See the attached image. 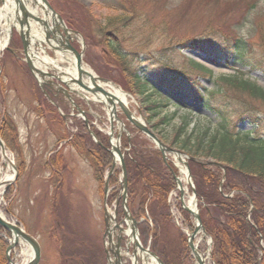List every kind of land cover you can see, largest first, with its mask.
<instances>
[{"label":"rangeland","instance_id":"1","mask_svg":"<svg viewBox=\"0 0 264 264\" xmlns=\"http://www.w3.org/2000/svg\"><path fill=\"white\" fill-rule=\"evenodd\" d=\"M29 7H37V11L41 13L40 7L28 0ZM53 0H48L51 5ZM77 7L84 12L83 17L86 21L94 22L96 18H101L107 15V7L117 8L116 14H121V9L125 5L124 1L130 3L131 7L136 9L138 15L133 24L128 27L129 31L135 34H149V40L144 41L142 46L135 48V43L130 46V49L137 51V58L143 59L145 63H149L152 67H161L170 69L171 75L181 76L177 71H184L186 68H191L188 59L202 63L212 71V75L198 73L197 76H190L192 82L197 87H200L203 92L204 99L208 100L215 108L223 110L230 119L237 120V128L240 131H249L254 126L253 119L257 117L264 124V101L251 98L245 93L223 89V93L209 94L217 82L218 77L225 75L237 74L241 71L245 78L254 82L256 85L264 89V0H236L231 7H228L225 0H71ZM1 2V1H0ZM255 3L253 7L249 5ZM104 6V8L98 7ZM2 3H0V8ZM119 7V8H118ZM236 8V10L234 9ZM55 9V8H54ZM58 11L57 9H55ZM88 14H86V11ZM114 12V11H113ZM59 13V12H58ZM1 14V13H0ZM60 14V13H59ZM1 23V22H0ZM2 25V24H0ZM4 26V24H3ZM91 26V24H90ZM71 28V27H70ZM92 28V27H91ZM81 33V32H80ZM2 30L0 28V38L2 37ZM10 44L12 47L20 48L19 37L13 31ZM82 35V33H81ZM197 37L203 41L205 50L196 49H183L178 46L171 45L179 39L187 37ZM84 47L79 39L73 40V45L76 49L80 50L83 47V56L89 54L99 55L101 46H95L86 42L82 35ZM137 37V36H136ZM134 37V41L138 39ZM141 37V36H140ZM139 37V39H140ZM146 38V37H145ZM233 38H240L243 43L238 49L232 51ZM97 39V35L92 30L91 40ZM171 43V44H169ZM216 49L218 51H227L231 54L230 60H223L216 58L212 60L213 55L209 51ZM50 51V57L55 61L53 65L56 69L61 68L62 65H67L62 59L57 60ZM236 52V53H235ZM20 55L19 60L13 56L7 49H0V117L3 114L11 115L16 128L20 131L22 136L20 144L23 151L24 168L19 173L16 166V156L12 151L7 148L9 156H12L16 166L17 175L13 179L12 187L13 192L9 199L0 202V213L5 215L4 207L11 210V219L21 221L20 224L23 228L30 232L40 243L41 258L39 264H72L68 260L62 258V252L67 253L71 247L70 242L66 240L57 239V234L54 227L53 213L57 211L59 218L65 219L67 216V224L71 230L78 231L81 240L88 239L91 244H88L93 255L96 249L104 252V248L108 245L106 236H104V206L107 207L108 212L113 214L115 209L116 199L109 197L111 186H109V193H107L106 203L100 191V185L96 180L93 168L87 160L81 157L77 151L67 142V140H58L61 131L69 138H72L80 128L79 124H84V119L88 121L85 124V131L89 135L92 131L95 138L98 140L96 133L105 135L108 142L110 140V121L107 109L102 103L98 101H85L79 96H74L73 99L76 104H80L81 108L85 110L84 116L78 117L77 112L71 109L70 104L64 99L59 98L54 102V105L59 115H65L63 118V125H58L51 117L46 119H38L34 110L38 106L37 97L35 98L34 86L38 87V83L34 79L28 69L25 70L21 67V50L18 52ZM40 54V53H38ZM87 54V55H85ZM44 56L43 53H41ZM242 55V59L239 56ZM234 57V58H232ZM21 60V61H20ZM84 66L91 69L98 75L93 68L84 60ZM147 64V65H149ZM44 69V65L41 64ZM149 67V66H148ZM175 69V70H174ZM198 72V71H197ZM171 76V77H172ZM217 78V79H216ZM39 88V87H38ZM119 88L127 95L128 106L130 112L136 117L141 118L142 122L147 123V117L144 112L139 108V103L136 97L124 91L120 86ZM209 94V95H208ZM90 98L92 95L89 96ZM208 98V99H207ZM182 104L179 105L177 115L172 119L170 125L159 126L158 131L151 128L152 132L160 138L161 142L169 146V140L173 133V127L179 123V119L183 115L189 114L191 118L188 129L194 128L201 130L208 128L214 130L218 128L220 117L216 111L203 105L195 104L193 99L183 97L180 98ZM175 101L167 102L166 108L163 109L164 113H168L175 109ZM117 116L124 123L127 133L131 131L134 126L127 122L124 115L117 107ZM113 137L116 138L119 132L118 124L113 121ZM262 124V125H263ZM58 125V126H56ZM62 129H58L61 128ZM82 131V129H81ZM25 134V135H24ZM28 134V135H27ZM126 133L121 131L120 135V149L122 150V136ZM144 135V134H143ZM91 139V135H89ZM145 136V135H144ZM68 138V139H69ZM23 141V142H22ZM176 148V147H173ZM178 149V148H177ZM123 151V150H122ZM189 154L186 150L183 151ZM62 154L66 166L59 169L54 174L51 168L46 165L49 158H54L56 154ZM190 155V154H189ZM200 159H204V155L198 154ZM56 158V157H55ZM173 159V156L170 155ZM207 160H212L207 157ZM174 160V159H173ZM214 161V160H213ZM175 162V160H174ZM178 163V162H176ZM60 164V163H58ZM0 178L4 173L9 174V170L4 160L0 156ZM113 174L118 178V195L120 193L119 180L121 179V170L119 165H115ZM13 177V176H12ZM183 189H187L182 195L183 199L187 196H192L191 191L185 182L184 173L179 176ZM187 194V195H185ZM186 196V197H185ZM181 194L178 190L170 192L168 200L170 201V215L172 221L177 228L186 234L191 230L186 227V221L182 214L179 212L177 206L180 204ZM119 217L118 220L123 218L122 210L119 205L117 206ZM4 212V213H3ZM140 214L134 216L138 219V234L142 246L148 247L151 251L152 245V222L148 216ZM6 216V215H5ZM10 216V215H9ZM190 216V215H189ZM191 217V216H190ZM7 219L9 217H6ZM146 218V219H145ZM192 225H193V217ZM146 220V221H145ZM184 220V222H183ZM59 224V220L56 219ZM62 223V222H60ZM143 227V233L140 229ZM188 230V231H187ZM201 238V239H200ZM125 236L121 239V246H124ZM208 237L197 234L194 237V242L200 249L202 244L206 245L205 255L211 251L207 246ZM63 246L64 251H62ZM67 247V248H66ZM188 249V248H187ZM60 250L62 252H60ZM189 251V256L191 252ZM30 248L25 243H20L14 247L10 254V258L14 264H23L29 260ZM104 256V255H103ZM209 256V255H208ZM192 257V256H191ZM105 259V258H104ZM192 264H196L193 257ZM206 264H212L208 257ZM148 262L151 261L148 259ZM106 264V260H105ZM126 264H130L127 260Z\"/></svg>","mask_w":264,"mask_h":264},{"label":"trees","instance_id":"2","mask_svg":"<svg viewBox=\"0 0 264 264\" xmlns=\"http://www.w3.org/2000/svg\"><path fill=\"white\" fill-rule=\"evenodd\" d=\"M225 1L228 7H231L236 0ZM124 2L125 5L120 8L121 14L115 13L117 8L115 10L114 7L106 6L107 15L103 19L96 18L94 24L85 20L84 12L73 7L74 3L71 0H53L51 5L58 10L69 27L82 33L88 46L89 44L101 46L99 55L85 54L87 57L84 56V60L100 77L113 81L136 97L150 128L158 131L159 126L170 125L177 115L179 105L182 104L180 98L183 97H189L195 104L206 106L218 113L220 123L214 130L188 129L191 117L189 114L183 115L179 123L173 127L169 145L186 150L192 157L200 158L198 154H202L205 157L203 160L209 157L216 162L188 161L197 195L196 203L201 224L212 239L209 255L213 264H264V124L262 125L261 120L255 117L252 120L254 123L252 129L240 131L237 128V120H231L227 111L225 114L223 110L215 108L204 99L200 87H197V83L195 85L190 77L197 76L198 73L209 77L212 75V71L202 63L188 59L186 63L191 68H186L182 72L177 71L181 76H172V70L160 66L154 68L143 59H138L137 49H130V46L135 43V48H139L151 35L147 33L142 36L128 30L138 15L129 2ZM254 4L251 3L249 6L253 7ZM98 7L104 8L102 5ZM87 12L89 11L87 10L86 14ZM92 30L97 35L96 40H91ZM134 37L138 41H134ZM240 42V38H233L231 44L234 47L230 50L238 49L243 44ZM171 45L183 49L205 48L203 41L198 40L196 36L179 39ZM209 52L213 55V61L218 57L223 60L231 59L232 53L229 55L227 51L213 49ZM239 58L242 59V55ZM21 67L24 70L26 68L24 65ZM218 78L219 82L216 78L217 84L209 94H222L223 89L227 88L229 91L245 93L251 98L264 101V89L245 78L241 71ZM34 90L38 101V106L36 105L34 110L38 119L47 120L51 117L58 125H63V118L56 107L51 105L38 87L34 86ZM171 100L176 102L173 103L175 109L164 113L163 109ZM79 125L80 130L72 135V138L66 136L62 126L58 128L63 130L60 136H57L58 140H67L77 153L89 162L103 196L104 175L113 161V156L107 150L109 142L105 135L97 132L100 144H95L87 135L85 124ZM16 127L11 115L3 114L0 117V138L16 156L17 170L21 173L25 163ZM130 130V137L123 135L121 143L127 174L129 209L136 217L147 214L146 216L150 218L151 249L164 264H192L186 236L174 225L169 211L168 196L175 188V175L178 174V169L170 160L165 161L159 150L146 136L138 132V129L133 127ZM160 139L163 138L160 136ZM55 157L49 158L46 162L53 174L66 166L62 154L57 153ZM220 164H223V167ZM117 184L118 178L111 175L108 185L112 187L109 194L111 199H115L118 195ZM13 189L14 186L6 189L5 199H9ZM177 208L184 217L188 229L192 230V219L189 214L181 206L178 205ZM4 212L12 216L10 208L4 207ZM53 216L58 241L66 240L71 245L65 254L62 252L65 248L61 246L60 252L64 260L67 259L72 264H105L104 252L96 249L97 253L95 251L93 255V251L88 246L91 241L88 239L89 243H86L85 240H81L78 231L71 230L70 225L67 224V216L64 217L65 219L59 218L57 211ZM56 219L62 223L58 224ZM140 229L143 233V227ZM0 232L9 234L1 226ZM6 243L5 238L0 235V264L6 262L4 255ZM200 250L204 252L206 245L202 244Z\"/></svg>","mask_w":264,"mask_h":264},{"label":"water","instance_id":"3","mask_svg":"<svg viewBox=\"0 0 264 264\" xmlns=\"http://www.w3.org/2000/svg\"><path fill=\"white\" fill-rule=\"evenodd\" d=\"M12 12L13 16V26L15 27V23H18V26L15 27L17 33L19 34L20 41L22 44L24 61L28 70L30 71L31 75L36 79L37 85L44 90V86L54 84L57 89L56 92H61L66 99H68L73 105L74 101L72 99V95L77 93L79 95L84 96L80 91H77L72 87V85H76L80 88L83 93H89L95 97V99L102 103L105 108L107 109V113L109 115L110 121V149H108L113 155V162L110 164V170L105 176L104 181V203H106V197L108 193V180L109 175H112L114 171L115 165L120 166L121 170V179H120V195L117 197L115 202V209L113 215L108 212L107 207L104 208V224H105V234L107 235L108 242L111 244V237L112 233H114V229H117V241L115 246V250L113 251L118 257L115 260V264H122L121 263V254H120V239L121 234L125 233L127 236L126 240V249L128 248L129 244L132 245V257L136 260L138 256L140 260L146 264L147 259L153 260L156 264H164L163 261L156 255V253L151 251L148 247L142 246L138 234V222L132 214H130L127 202V175L125 169V163L123 159V153L120 149V135L121 131H126L124 123L118 118L117 116V107L125 116L127 122L132 124L136 127L139 132L145 134L151 142L154 143L155 147L159 149L161 152L162 157L167 159V154L173 155L176 162L181 163L186 172V182L190 187L193 197V208L190 205H185L182 195L184 194V190L181 184L179 177H175V183L177 188L180 191V204L182 208L188 212L193 217V230L186 234L187 235V246L191 252V256L193 257L196 264H206V260L208 259V255H204L197 247L196 243L194 242V237L197 234H201L202 236H207L205 228L201 224L199 209L197 208V195L194 188V184L192 182V176L190 173V169L188 166V159H195L192 158L182 151L175 149L166 145L165 143L161 142V140L152 132V130L146 125L145 122H142L141 118L136 117L132 112H130L129 107L118 100V98L110 92L111 88H116L122 91L117 84L114 82L99 77L94 72H91V69L86 68L84 66L83 57V39L79 32L68 29L65 25L61 16L53 9L50 5L48 0H32V3L36 4L38 7L41 8L42 11L39 14H34L30 12V10L24 5V3H29L28 0H12ZM34 9V8H33ZM32 28V29H31ZM36 31L38 34V38L34 37L31 32ZM12 32V28H10V33ZM75 34L80 37V41L82 44V48L80 51L76 50L71 45V40L74 38ZM33 38V41L31 40ZM38 41V43H37ZM38 50L46 52V50L58 52L63 59H68L66 55H70L73 58L74 66H75V76H72L68 71H63L61 69H56L53 65V62L47 63L42 61L38 58L40 64H43L45 68L40 67L37 65V56L33 54L38 53ZM49 59V57H48ZM88 80V81H86ZM110 88V89H109ZM123 92V91H122ZM124 93V92H123ZM125 94V93H124ZM126 95V94H125ZM77 110L84 116V111L77 108ZM115 121L119 126V132L117 137L113 138V124L112 122ZM85 124H87V120L85 119ZM89 135L96 141L95 135L92 131H89ZM113 138L114 142L111 141ZM97 142V141H96ZM0 151L3 160H5L9 166L12 168L14 177L11 180H6L2 184L4 185V189H6L12 182L13 179L17 175L16 166L11 160L10 157L7 156V149L4 145V142L0 139ZM200 161V160H198ZM209 163H213L209 161ZM175 165L179 167L177 163ZM120 204L123 214V219H120L119 222H116V214H117V206ZM110 222L114 223V227L110 228ZM122 225L128 227L129 231L126 232L125 228ZM0 226L9 232V237H6L8 241V246L5 249L6 255V263L5 264H14L12 259L10 258L9 253L11 250L18 245L19 243H25L30 248V258L27 262L23 264H38L40 261L41 256V248L39 243L37 242L36 238L27 233L23 228H21L18 224L13 223L6 219L5 216L0 215ZM210 239V237H209ZM211 239L209 241V244ZM107 251V250H106Z\"/></svg>","mask_w":264,"mask_h":264},{"label":"bare ground","instance_id":"4","mask_svg":"<svg viewBox=\"0 0 264 264\" xmlns=\"http://www.w3.org/2000/svg\"><path fill=\"white\" fill-rule=\"evenodd\" d=\"M0 28H1L2 33H3L2 37L0 38V49H1L2 47H4L7 44V39L9 36L8 33L10 32V26L8 24H4V26H3V24H2V25H0ZM67 58H68L67 69L72 76H75V66H74L73 58L70 56ZM41 60L49 62V59L46 56H42ZM37 62H39L38 58H37ZM110 90H111L110 92H112L118 98V100H120L121 102H123L124 104H126L128 106L127 95H125L122 91H120L119 89H116V88H111ZM181 172L185 173L183 169ZM11 178H12V175H10V174H5L3 176L4 181L10 180ZM186 190L187 189H184L183 193H185ZM185 195H187V194H185ZM183 200H184L185 205H190L193 208V202L194 201H193L192 196H187ZM0 215H1V213H0ZM151 263L155 264L154 262H151Z\"/></svg>","mask_w":264,"mask_h":264},{"label":"crops","instance_id":"5","mask_svg":"<svg viewBox=\"0 0 264 264\" xmlns=\"http://www.w3.org/2000/svg\"><path fill=\"white\" fill-rule=\"evenodd\" d=\"M19 135H20V139H22L23 140V138L25 137V136H22L23 134H21L20 133V131H19ZM25 135V134H24ZM28 135V134H27ZM25 139V138H24ZM23 142V141H22Z\"/></svg>","mask_w":264,"mask_h":264},{"label":"flooded vegetation","instance_id":"6","mask_svg":"<svg viewBox=\"0 0 264 264\" xmlns=\"http://www.w3.org/2000/svg\"><path fill=\"white\" fill-rule=\"evenodd\" d=\"M116 236H117V235L115 234L113 239L117 240Z\"/></svg>","mask_w":264,"mask_h":264}]
</instances>
